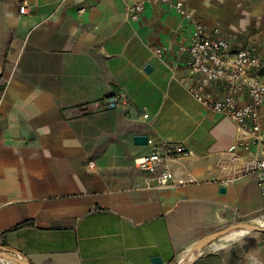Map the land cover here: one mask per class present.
<instances>
[{"label": "crops", "instance_id": "1", "mask_svg": "<svg viewBox=\"0 0 264 264\" xmlns=\"http://www.w3.org/2000/svg\"><path fill=\"white\" fill-rule=\"evenodd\" d=\"M133 1L0 0V251L30 264H264L257 231H233L192 257L226 226H264V196L223 155L233 122L181 84L192 79L173 52L188 24L154 4L131 21ZM234 26L221 27L264 62V24L256 36L244 19ZM150 46H166L171 67ZM118 91L126 101L107 109ZM138 135L185 143L195 156L181 161L198 182L142 189L134 163L148 146Z\"/></svg>", "mask_w": 264, "mask_h": 264}, {"label": "built area", "instance_id": "2", "mask_svg": "<svg viewBox=\"0 0 264 264\" xmlns=\"http://www.w3.org/2000/svg\"><path fill=\"white\" fill-rule=\"evenodd\" d=\"M162 5L175 12L188 24V35L176 44L173 52L191 75V82L182 81L190 96L206 111L228 118L236 128V137L223 155L244 174H254L264 196V62L256 47L234 42L219 25L207 26L186 8L182 0H136L125 7V15L136 21L146 5ZM25 14V6L19 8ZM84 12V8L79 10ZM184 23V24H183ZM151 52L168 68L164 59L166 46H150ZM171 69V68H170ZM125 92L108 95L107 109L125 102ZM143 117H147L142 112ZM148 152L135 159V167L143 173L139 184L144 190L197 183L181 160L193 158L195 152L180 141L147 139ZM175 162V165H171ZM89 166L92 163L89 162ZM13 255L24 259L18 252ZM193 257V254H192ZM178 257L176 264H184ZM0 264H18L0 256Z\"/></svg>", "mask_w": 264, "mask_h": 264}, {"label": "rangeland", "instance_id": "3", "mask_svg": "<svg viewBox=\"0 0 264 264\" xmlns=\"http://www.w3.org/2000/svg\"><path fill=\"white\" fill-rule=\"evenodd\" d=\"M182 1L190 11L199 15L209 25L232 29L237 22L244 19L253 35L256 36L261 32L259 26L264 24V0Z\"/></svg>", "mask_w": 264, "mask_h": 264}, {"label": "water", "instance_id": "4", "mask_svg": "<svg viewBox=\"0 0 264 264\" xmlns=\"http://www.w3.org/2000/svg\"><path fill=\"white\" fill-rule=\"evenodd\" d=\"M149 68H150L149 65H147L145 67V70L147 71ZM147 139L148 138L145 135H138L134 137V143L136 145H146ZM235 230L257 231V232L264 233V226L254 224V223H249V222H237L229 226H226L225 228H222L221 230L208 234L207 236L199 239L192 247L191 252L193 254V258L199 255L200 250L204 245L211 243L217 240L218 238L226 234H229ZM13 252L14 251H11V250H3V251H0V256L6 258L7 260L14 261L18 264H30V262H28L27 259H20L17 256L13 255L12 254ZM152 260L153 262H158L159 258L155 257Z\"/></svg>", "mask_w": 264, "mask_h": 264}, {"label": "bare ground", "instance_id": "5", "mask_svg": "<svg viewBox=\"0 0 264 264\" xmlns=\"http://www.w3.org/2000/svg\"><path fill=\"white\" fill-rule=\"evenodd\" d=\"M237 23H241V21ZM242 232H244V230L234 231L233 233H231L230 237L237 238V236L241 235Z\"/></svg>", "mask_w": 264, "mask_h": 264}]
</instances>
